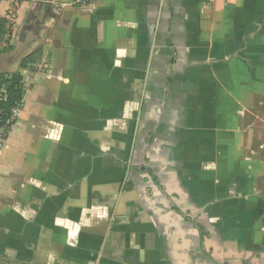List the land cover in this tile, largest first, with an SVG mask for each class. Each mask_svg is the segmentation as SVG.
<instances>
[{
    "label": "crops",
    "instance_id": "crops-1",
    "mask_svg": "<svg viewBox=\"0 0 264 264\" xmlns=\"http://www.w3.org/2000/svg\"><path fill=\"white\" fill-rule=\"evenodd\" d=\"M64 1L0 0V264H264V0Z\"/></svg>",
    "mask_w": 264,
    "mask_h": 264
},
{
    "label": "trees",
    "instance_id": "trees-1",
    "mask_svg": "<svg viewBox=\"0 0 264 264\" xmlns=\"http://www.w3.org/2000/svg\"><path fill=\"white\" fill-rule=\"evenodd\" d=\"M8 31L5 20H0V37ZM26 58L22 64L28 63ZM23 84L20 73L0 74V128L11 114L14 107L21 105L23 99ZM7 131H5L6 136Z\"/></svg>",
    "mask_w": 264,
    "mask_h": 264
},
{
    "label": "built area",
    "instance_id": "built-area-1",
    "mask_svg": "<svg viewBox=\"0 0 264 264\" xmlns=\"http://www.w3.org/2000/svg\"><path fill=\"white\" fill-rule=\"evenodd\" d=\"M10 1L12 2V7L9 9L5 18L13 20L15 17V10H16L15 8L17 7L19 1H23V0H10ZM88 2H90V0H65L64 2H60L59 5L61 7H64V6L74 7V6L80 5V4H87ZM0 20H2V19L0 18ZM19 108H20V105L17 107H14L11 110V114L8 117V119L5 121L4 126L2 128H0V147L2 145L3 139L5 138L4 137L5 131H8L11 124L14 122V120L18 114Z\"/></svg>",
    "mask_w": 264,
    "mask_h": 264
}]
</instances>
